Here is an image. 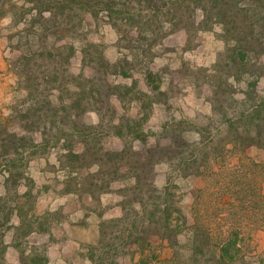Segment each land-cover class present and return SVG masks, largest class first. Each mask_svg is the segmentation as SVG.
<instances>
[{"label":"trees","instance_id":"1","mask_svg":"<svg viewBox=\"0 0 264 264\" xmlns=\"http://www.w3.org/2000/svg\"><path fill=\"white\" fill-rule=\"evenodd\" d=\"M33 2L34 5L27 8L33 9L30 21L34 20L40 24L34 37L32 35L27 40L37 38L39 46L33 52L32 48L29 52L25 51L27 54L23 53L19 60L26 66L30 65L31 60L36 57L35 53L40 51L42 59L49 63L45 76L48 84L52 85L40 90L39 84L28 83L25 87L28 88L26 96L28 102L21 109L15 107L11 115L0 119V168L6 174L8 191L9 185L16 188V185L22 183L23 178L29 177L25 168L32 160L64 140L63 148L66 149L64 154L72 165L74 163L87 168L95 167L87 174L77 173L74 178L80 180L76 183V190L93 196L105 192L114 183H125L126 193L122 200L124 212L120 216L100 221V239L93 245L97 248L103 242V245H114L116 252L98 264H127L128 254L132 259L130 264H153L151 255L159 258L155 249L157 245L168 247L172 250V257H179L182 255L183 247L181 238L186 229L190 244L189 259H192V264H199L200 252L207 251L213 253L215 264L235 262L242 246L239 245L241 240L239 233L231 232L218 240L210 231V227L205 226L199 217L191 223L188 214L173 198L171 185L160 186L157 183V174L153 172L158 163L173 154L180 158L184 176H203L209 167L211 152L217 156L221 149L219 146L210 148L208 142L200 139L196 142L199 148L194 147L189 157L184 156L185 149L195 142L196 134L183 126L188 120L181 119L165 125L166 139L158 138L152 142L145 140V145L138 148L129 141L122 148L108 149L101 144V130L103 134L110 133L122 138H129L132 130H135L138 136H143L146 134L143 118L131 112L123 113L120 117L113 115L108 119L101 118L99 123H92L78 116L91 110L102 113L101 110L107 106L116 112L117 99L126 97L130 91L137 95L135 99L142 102L141 112H146L148 105L157 102L159 96H164L166 90L162 88V78L148 63L154 46L164 36L162 35L164 31L166 35L168 32L184 29L188 34V41H192L198 33L211 31L215 25H219L221 30L218 33L226 40L230 51L228 56L231 67H244L252 63L251 60L260 64L264 54V0H33ZM83 8L92 13L106 9L110 22L116 28H121L123 23L130 28L132 35L126 44L128 46L123 47L124 49L121 47L123 50L115 59L104 50L100 51L99 48L92 50L89 47L97 42L90 45L84 41L77 45L73 40L64 41L62 44L56 43L52 34L64 38L68 26L61 27L62 22L67 20L69 22L68 16L71 18L73 13ZM22 9H25V4ZM10 10L11 8L5 7L4 2L0 4L1 17L6 16ZM115 12L117 15H114ZM17 16L18 13H15L14 20ZM63 16L65 19H61ZM23 18L28 21L24 14ZM55 25L59 28L55 30L56 32L50 33ZM127 38L129 37L126 36ZM134 42H137L136 47H131ZM118 43H121V39ZM78 51L82 54L84 63L95 70V74L86 76L77 87L70 85L74 84V73L70 72L71 68L67 66L69 71L62 75L59 68L64 62L71 64ZM19 62H13L14 68L16 70L22 68L28 80L34 79L31 68L22 67ZM136 67L141 68L146 86L152 83L153 88L160 93L156 99H153L155 95L151 93L152 91L139 87L138 78L134 79V86L131 88L112 87V83L107 79L109 73L129 76ZM114 88L120 91L117 93ZM136 88L139 89L133 91ZM65 92L71 94L68 99L64 97ZM197 128L203 131V128L202 130L201 127ZM227 129L229 131L227 144H230L231 148L244 153L254 146L264 149V110L261 105L243 109L231 117ZM198 151L204 152L203 162H197ZM257 164L264 175V161ZM199 191L201 192V188L194 189L196 194ZM262 196L264 198V195ZM6 197L7 194L0 197V222L10 220L14 210H17L19 223L16 225V235L26 237L44 227L45 222L42 220L44 218L38 216L36 209L38 196L31 188L24 193L16 190L4 204L2 200ZM8 202L11 203V207L6 210ZM133 212L140 218L132 221ZM128 222L134 223L127 225V231L123 230V224ZM22 244L17 245L18 264H46L48 258L46 249L39 250L35 245ZM94 258L92 255V259ZM168 259L170 258L166 257L164 260ZM261 264H264V254L261 257Z\"/></svg>","mask_w":264,"mask_h":264},{"label":"rangeland","instance_id":"2","mask_svg":"<svg viewBox=\"0 0 264 264\" xmlns=\"http://www.w3.org/2000/svg\"><path fill=\"white\" fill-rule=\"evenodd\" d=\"M3 2L5 7L11 10L6 16H0V119L11 115L15 107L21 109L28 102V88H25L28 83L39 84L40 90L52 85L48 84L45 76L49 63L42 59L40 51L35 53L36 57L31 60L30 65L26 66L19 60L23 53L27 54L25 51L29 52L32 48L33 52L39 46L37 38L27 40L32 35L34 37L40 24L34 20L30 21L33 9L27 8L34 5L33 0H0V4ZM23 4L25 9H22ZM15 13H18V16L14 20ZM75 13L71 18L68 16L69 22L67 20L61 24L64 28L68 26L64 38L52 34L57 44L67 40H73L77 45H80L81 41L89 42V45L97 42L89 47L92 50H104L114 59L123 47L128 46L126 44L132 35L130 28L125 23L121 28H116L110 22L106 9L92 13L83 8ZM23 14L28 17V21L22 19ZM56 25L50 33L59 28ZM220 30L221 27L215 25L211 31L198 33L192 41H188V34L184 29L168 32L166 35L163 30L164 36L155 44L148 63L154 72L161 76L162 88L166 90V94L159 96L154 104L148 105L146 112H141L142 102L135 99L137 95L130 91L126 97L117 99L116 112L107 106L101 110L102 113L91 110L78 118L99 123L101 118L108 119L113 115L120 117L123 113L131 112L143 118V128L146 132L143 136H138L139 134L132 130L133 134H129V138H122L110 133L103 134L101 130V144L108 149L122 148L129 141L138 148L145 145V140L152 142L158 138L166 139L165 125L168 122L188 120L183 126L193 130L196 136L195 142L185 149L184 156L191 155L194 147H198L196 142L200 139L208 142L210 148L219 146L220 152L217 156L211 152L206 176L199 177L184 176L180 158L171 154L153 170L157 174V183L160 186L171 185L173 198L188 214L190 222L193 223L199 217L205 226L210 227L215 239L221 240L231 232L239 233V245H242L240 254L231 264H261L264 254V175L257 162L264 161V149L254 146L244 153L231 148V145L227 144V126L230 118L243 109L261 105L264 110V54L260 64L251 60L252 63L244 67H231L228 56L230 51L226 40L218 33ZM126 36L129 38L126 39ZM136 45L137 42H134L131 47ZM14 61H20L19 65L22 67L31 68L34 79L28 80L22 68L16 70ZM67 66L71 68L70 72L74 73V84L70 85L77 86L86 76L95 74V70L84 63L79 51L72 58L71 64H60L61 75L69 71ZM133 71L129 76L109 73L107 79L112 83V87L131 88L134 86V79L138 78L139 87L152 91L155 95L153 99H156L160 93L153 88L154 84L146 86L141 68L136 67ZM118 88H114L117 93L120 91ZM137 89L139 88L133 91ZM70 95L65 92L64 97L68 99ZM197 127H201V130L203 128V131L197 130ZM75 143L77 144V141ZM63 144L64 140L32 160L28 167L24 166L29 177L23 178L22 183L16 185L17 189L9 185L8 191L6 174L0 168V197L7 194L2 202L5 204L16 190L24 193L31 188L38 196V216L44 218L42 220L45 222L43 228L40 227L26 237L15 234L16 225L19 223L17 210H14L10 220L0 222V264H18L19 243L35 245L39 250L46 249V264H98L116 252L114 245H103L104 242L99 243L98 248L93 245L100 239V221L120 216L124 212L122 200L126 193L125 183H114L98 195L82 194L76 190V183L80 179L74 177L77 173L87 174L95 167L87 168L74 163L72 165L64 154L66 149ZM203 160L204 152L198 151L197 162ZM198 188H201V192L196 194L194 189ZM10 207L11 203L8 202L6 210ZM133 215L132 221L140 218L135 212ZM132 223L134 222L123 224V230ZM187 234L186 229L181 238L182 255L174 258L171 249L157 245L155 249L159 258L152 254V263L192 264V259H189L190 244ZM126 257V263H132L131 255ZM138 257L139 255L136 258ZM166 257L170 259L164 260ZM199 259V264H215L211 251L200 252Z\"/></svg>","mask_w":264,"mask_h":264}]
</instances>
